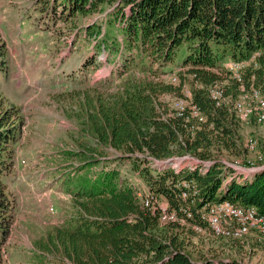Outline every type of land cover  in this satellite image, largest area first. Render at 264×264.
<instances>
[{"label": "trees", "instance_id": "trees-1", "mask_svg": "<svg viewBox=\"0 0 264 264\" xmlns=\"http://www.w3.org/2000/svg\"><path fill=\"white\" fill-rule=\"evenodd\" d=\"M57 1L65 16L106 9L112 20L119 21L125 34L119 47L121 74L138 64L164 67L180 55L195 85L190 86L191 103L182 111L160 96L175 91L176 98L185 97L183 72L179 86L174 85L180 79L177 75L172 82L124 79L109 92L96 87L73 91L84 138L74 153L86 170L71 188L79 213L74 222L58 225L44 241L39 239L42 248L54 251L58 264H242L239 259L193 257L177 227L187 221L197 232L202 231L195 226L209 229L205 214L225 200L253 206L264 216V167L240 162L238 156L250 152L240 127L249 122L234 107L241 94L264 83V0ZM6 53L7 43L0 37V55ZM256 53L242 80L223 66L227 58L248 60ZM223 81V98L217 100L211 90ZM192 106L198 108L197 114ZM19 111L0 101V264L14 221L15 198L6 178L21 131ZM112 148L120 154L105 158ZM222 150L235 155L228 161L245 168L219 157ZM182 155L194 162L174 165ZM119 159L128 160L146 180L154 196L150 204L136 195L119 167L106 166ZM161 195L178 219L161 220Z\"/></svg>", "mask_w": 264, "mask_h": 264}, {"label": "rangeland", "instance_id": "rangeland-1", "mask_svg": "<svg viewBox=\"0 0 264 264\" xmlns=\"http://www.w3.org/2000/svg\"><path fill=\"white\" fill-rule=\"evenodd\" d=\"M56 1L42 4L39 0H0V37L7 43L6 56L0 55V101L5 107L19 108L22 119L20 134L13 144V169L6 178L15 198V207L1 264L60 263L54 251L42 248L39 239L44 241L58 225L74 222L79 213L71 188H75L76 181L86 170L82 168V158L74 153L84 141L75 116L78 98L74 97V90L96 87L109 92L115 91L124 79L131 81L142 77L172 82L177 80L174 77L177 75L180 79L173 83L179 86L180 72H183L185 97L176 98L175 91L160 96L171 107L182 111L191 103L190 86L195 85L192 74L187 71L189 65L182 63L180 55L164 67L138 64L121 74L119 47L125 34L119 21L112 20L106 9L65 16L63 7ZM254 55L256 57L258 53ZM4 58L6 61L2 60ZM230 60L233 59L227 58L223 63L228 70L232 65ZM245 71H236L234 66L240 80ZM224 81L230 82L228 78ZM224 81L213 86L211 94L215 98H223ZM260 87L253 86L245 91L235 104L239 100L251 104L253 89ZM226 100L233 103L234 99L227 97ZM238 114L243 121L249 122L240 127L247 146L251 137L259 142L256 150L251 151L248 147L250 152L238 158L245 167H263L264 162L254 166L248 160L253 158L251 152H255L257 160L256 151L260 150L264 139V122H257L253 111L247 115ZM109 151L105 158L111 160L120 154L113 148ZM217 155L227 159L225 161L230 165L244 167L237 161H228L235 156L228 150L218 151ZM247 157L250 158L246 160ZM193 162L192 158L183 155L173 160L178 166ZM101 165L102 162L98 164ZM106 166L119 167L120 175L132 185L141 200L153 196L146 180L128 160L107 161ZM159 199L160 204H168L165 196L161 195ZM228 225L237 227L233 219L228 220ZM177 232L193 257L264 264V234L257 227L249 226L237 237L218 236L210 228L197 232L183 221Z\"/></svg>", "mask_w": 264, "mask_h": 264}, {"label": "bare ground", "instance_id": "bare-ground-1", "mask_svg": "<svg viewBox=\"0 0 264 264\" xmlns=\"http://www.w3.org/2000/svg\"><path fill=\"white\" fill-rule=\"evenodd\" d=\"M254 58L255 55L248 60L246 59V60L233 61L232 65L231 63H229L231 65V67L228 66L229 70L233 73V75L236 76V78L240 79V75L237 76L234 72V66H236V71L240 69L241 72H243L248 67V65L251 64L250 62L254 61ZM261 86L262 87L260 88L253 89V93H252L253 102L251 104H246L242 100H239L234 105L235 109H237L238 112L242 113L243 115H247L251 111H253V113L255 112L254 117H256V121L259 123L264 122V83ZM215 99L220 100L219 98H215ZM184 101H188V100H183V102ZM192 109L194 113L196 114L198 113V108L196 106H192ZM258 145L259 142L256 138L254 137L249 138L248 140L249 148L254 149L258 147ZM259 160L260 161L264 160V139L262 140L258 154L257 161ZM250 162L254 164L255 161L254 162L250 161ZM153 199H154L153 196L147 197L144 200V204L146 205L150 204L153 201ZM219 205H228L237 210H241L243 212V215L235 216V213L224 212V216H223V213L219 210ZM159 208H160V218L163 222L170 220L174 221L175 219H177L174 214V210H171L168 205L164 206L160 204ZM205 216L208 219V224L210 229L217 235H225V236L241 235L243 232L247 231L249 226L259 228L264 234V222H262V218H264V216L261 215L258 212V210L253 206L244 207L234 202H231L230 200H225L211 205ZM230 219L235 220L237 227L235 225H228V220ZM195 228L198 231L204 230L200 226H195Z\"/></svg>", "mask_w": 264, "mask_h": 264}, {"label": "built area", "instance_id": "built-area-1", "mask_svg": "<svg viewBox=\"0 0 264 264\" xmlns=\"http://www.w3.org/2000/svg\"><path fill=\"white\" fill-rule=\"evenodd\" d=\"M233 61L234 60H230L229 62L232 64ZM219 210L223 213V216H224V212L235 213V216L243 215V212L241 210H237V209L232 208V207H230L228 205H219ZM174 214H175L176 218L178 219L177 211H174ZM249 220H252V219H249ZM262 222H264V218H262Z\"/></svg>", "mask_w": 264, "mask_h": 264}, {"label": "crops", "instance_id": "crops-1", "mask_svg": "<svg viewBox=\"0 0 264 264\" xmlns=\"http://www.w3.org/2000/svg\"><path fill=\"white\" fill-rule=\"evenodd\" d=\"M233 60H234V61H237V60H235V59H233ZM263 126H264V125H263ZM263 134H264V132H263ZM263 134H262V135H263ZM257 148H258V147L254 148V149H251V151H254V150H256ZM259 149H260V147H259ZM256 153H257V160H258V154H259V151H256ZM251 155H253V158H251V159H249V160H250V161H257V160H256L255 152H251ZM251 155H250V156H251ZM249 158H250V157H249ZM254 158H255V160H253ZM249 160H248V161H249ZM259 162H262V163H263L264 160H263V161H259ZM254 164H255V162H254Z\"/></svg>", "mask_w": 264, "mask_h": 264}, {"label": "water", "instance_id": "water-1", "mask_svg": "<svg viewBox=\"0 0 264 264\" xmlns=\"http://www.w3.org/2000/svg\"><path fill=\"white\" fill-rule=\"evenodd\" d=\"M264 167V166H263Z\"/></svg>", "mask_w": 264, "mask_h": 264}]
</instances>
